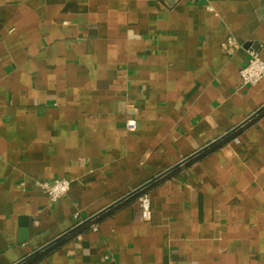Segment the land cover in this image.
<instances>
[{
  "label": "crops",
  "instance_id": "crops-1",
  "mask_svg": "<svg viewBox=\"0 0 264 264\" xmlns=\"http://www.w3.org/2000/svg\"><path fill=\"white\" fill-rule=\"evenodd\" d=\"M251 51L264 0H0V264H264Z\"/></svg>",
  "mask_w": 264,
  "mask_h": 264
},
{
  "label": "built area",
  "instance_id": "built-area-1",
  "mask_svg": "<svg viewBox=\"0 0 264 264\" xmlns=\"http://www.w3.org/2000/svg\"><path fill=\"white\" fill-rule=\"evenodd\" d=\"M235 43L233 39L227 38L226 41L222 44V48L226 51L229 50L231 46H234ZM240 85L242 87L252 86L256 83L264 80V59H261L258 54L254 51L249 53L248 60L245 66L240 70ZM127 130H134L135 123L133 120L126 122ZM39 186L43 193L47 196L50 202L58 201L62 196H64L70 187V181L67 179H55L51 183L42 182L39 183ZM140 208H141V218L145 221L150 219V203L147 195H142L140 197ZM92 230H96V226L92 227Z\"/></svg>",
  "mask_w": 264,
  "mask_h": 264
},
{
  "label": "water",
  "instance_id": "water-1",
  "mask_svg": "<svg viewBox=\"0 0 264 264\" xmlns=\"http://www.w3.org/2000/svg\"><path fill=\"white\" fill-rule=\"evenodd\" d=\"M262 108H264V106H263ZM262 108H261V109H262ZM261 109H260V110H261ZM258 112H259V110L256 111V113H258ZM256 113H254V114H256ZM252 116H253V115H251V116H250L248 119H246L243 123H241L240 125H238L237 127H235V129L238 128V127H240L242 124H244L245 122H247L249 119H251ZM235 129H234V130H235ZM186 160H188V159H184L183 161H181L180 163H178V164L175 165V166H178V165L184 163ZM175 166H174V167H175ZM174 167H172V168H174ZM172 168H171V169H172ZM171 169L166 170L165 172L161 173L160 175H158L157 177H155V178L152 179L151 181H149V182L143 184L142 186L138 187L137 189L133 190L131 193H129L128 195H126V196L123 197L122 199H119L118 201L112 203L111 205H109L108 207H106L105 209H103L102 211H100L99 213H97V214L93 215L91 218L87 219L85 222H82L81 225H83V224L89 222L90 220H92L93 218H95L96 216H98L99 214H101L102 212L108 210L109 208L113 207L114 205H116V204L119 203L120 201L124 200L125 198H127V197H129V196H131V195L137 193L138 191L142 190V189L145 188L147 185H149L151 182L155 181L156 179L160 178V177L163 176L164 174L168 173L169 170H171ZM53 242H55V241H53ZM51 244H52V243H48L47 245H45V246L41 247L40 249L34 251L33 253H31L30 255H28L27 257H25L24 259H22L21 261H19V262L16 263V264H21V263L25 262L26 260H28V259L31 258L32 256L36 255L37 253L41 252V251L44 250L45 248L49 247Z\"/></svg>",
  "mask_w": 264,
  "mask_h": 264
},
{
  "label": "trees",
  "instance_id": "trees-1",
  "mask_svg": "<svg viewBox=\"0 0 264 264\" xmlns=\"http://www.w3.org/2000/svg\"><path fill=\"white\" fill-rule=\"evenodd\" d=\"M146 190H147V188H143L142 190L138 191L137 193H135V194L132 195L131 197H132V198H140V197L145 193ZM100 218H101V217H100ZM91 223H92V222H91ZM89 224H90V222L84 224V225L81 227V229H82V228H87ZM52 249H53V248H51V249H49V250H47V251L49 252V251H51ZM47 251H46V252H47ZM32 262H33V259L28 260V261L25 262L24 264H31Z\"/></svg>",
  "mask_w": 264,
  "mask_h": 264
}]
</instances>
